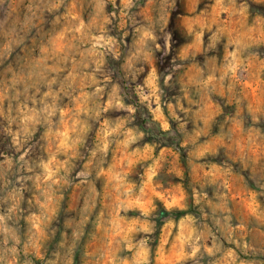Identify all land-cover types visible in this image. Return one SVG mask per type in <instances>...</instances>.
I'll use <instances>...</instances> for the list:
<instances>
[{
	"label": "rangeland",
	"instance_id": "obj_1",
	"mask_svg": "<svg viewBox=\"0 0 264 264\" xmlns=\"http://www.w3.org/2000/svg\"><path fill=\"white\" fill-rule=\"evenodd\" d=\"M0 264H264V0H0Z\"/></svg>",
	"mask_w": 264,
	"mask_h": 264
},
{
	"label": "trees",
	"instance_id": "obj_2",
	"mask_svg": "<svg viewBox=\"0 0 264 264\" xmlns=\"http://www.w3.org/2000/svg\"><path fill=\"white\" fill-rule=\"evenodd\" d=\"M163 137L165 138V140H167L168 143L173 141V139H175V135L168 134V133H164ZM178 144H175V145L179 147V150H180L181 155H182V161H183V163L185 165H187V161H186V158H185V154L183 153V149H182L181 145H178Z\"/></svg>",
	"mask_w": 264,
	"mask_h": 264
}]
</instances>
